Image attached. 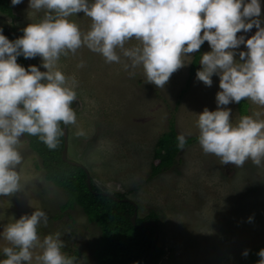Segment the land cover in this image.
Listing matches in <instances>:
<instances>
[{
    "label": "rangeland",
    "instance_id": "374dc122",
    "mask_svg": "<svg viewBox=\"0 0 264 264\" xmlns=\"http://www.w3.org/2000/svg\"><path fill=\"white\" fill-rule=\"evenodd\" d=\"M10 2L13 15L0 11V27L17 31L44 16L43 10L29 8V0L17 5ZM259 3L264 27V0ZM70 19L82 32L89 30L91 20L83 12ZM138 44L133 39L125 47ZM210 51L205 41L200 53ZM241 51H247L246 44L234 50L237 61ZM118 54L119 63H108L102 55L81 47L75 54L61 55L58 61V69L77 82L72 106L76 124L68 125V158L84 165L100 190L99 184L105 186L102 191L125 194L124 198L135 201L139 217L150 212L156 215L158 242L164 249L157 264H243L244 250L249 253L264 243V162L256 166L249 160L239 168L221 164L217 156L205 154L195 140L179 151L169 170L150 175L155 142L168 129L169 119H174L178 135L196 136L199 113L205 108L217 109L219 75L213 74L212 85H205L196 76L202 68L198 62V70L187 82L195 52L184 58L185 65L171 75L164 88H157L146 81L142 67H126L130 61L119 50ZM81 62L83 67H78ZM31 63L46 71L40 56L31 58ZM244 101L247 115L259 112V118L264 119V107ZM221 107L231 109V121L238 122L237 103ZM78 129L86 135L77 137ZM21 142L23 162L18 171L22 190L0 195V250L7 246L3 238L6 225L41 209L48 217L47 226L38 228L41 239L59 232L65 242L64 253H79L76 264H96L99 228L88 222L76 203L60 210L66 193L45 178L41 159L24 136ZM4 258L2 251L0 260Z\"/></svg>",
    "mask_w": 264,
    "mask_h": 264
},
{
    "label": "clouds",
    "instance_id": "9594fccd",
    "mask_svg": "<svg viewBox=\"0 0 264 264\" xmlns=\"http://www.w3.org/2000/svg\"><path fill=\"white\" fill-rule=\"evenodd\" d=\"M21 2L12 0L13 5ZM29 8L43 10L44 16L28 24L22 37L10 41L0 32V195L22 190L18 171L23 162L22 136H36L54 150L62 135L61 123L76 124L72 105L77 82L57 65L61 55L75 54L81 47L102 55L108 63L120 62L119 50L130 61L126 67H142L148 83L164 88L185 65L184 58L207 41L211 51L201 55L202 68L196 76L211 86V77L218 74L221 90L216 93L217 109L199 113L198 142L205 154L217 156L221 164L239 168L249 160L256 166L264 162L260 113L243 115L233 123L231 109L221 107L245 99L264 107V27L259 0H29ZM80 12L91 20L86 32L70 19ZM253 26L257 31L247 40L237 36ZM133 39L139 44L125 47ZM241 44H246L247 51H241L237 61L234 50ZM19 55L40 56L46 71L35 65L25 69L17 63ZM75 135L86 133L78 129ZM176 139L177 148L183 150L185 134ZM47 223L41 209L8 223L3 231L6 258L0 264H32L33 260L36 264H76L75 257L64 253L59 232L41 239L38 228ZM258 255L257 264H264V248Z\"/></svg>",
    "mask_w": 264,
    "mask_h": 264
},
{
    "label": "trees",
    "instance_id": "16d2710c",
    "mask_svg": "<svg viewBox=\"0 0 264 264\" xmlns=\"http://www.w3.org/2000/svg\"><path fill=\"white\" fill-rule=\"evenodd\" d=\"M0 11L10 16L13 15L10 0H0ZM26 26H22L18 34L4 32L3 30L6 29L4 27H0V32L10 41H15L23 36V29ZM200 57L199 50L191 61L187 82L198 70ZM25 60L23 55L17 56V63L28 69ZM237 105L239 117L247 115L245 101L242 100ZM62 125L61 123V129ZM177 136L174 119L171 118L168 129L160 134L155 142V151L150 163L152 177L169 170L177 161L181 150L177 148ZM24 137L29 147L41 159V169L44 170L45 178L55 186L62 188L67 195V200L60 204V210L70 208L76 203L81 206L88 222L96 224L99 228L100 235L94 247L96 264H149V258L153 264L158 263L164 254V249L158 242V236L155 235V227L150 224L138 226L142 222H157L154 213L150 212L145 217H137L133 224L131 216L134 206L122 200L126 197L125 194L114 193L113 196L118 198L114 199L109 194H103L94 183H91L89 187L85 170L62 159L63 135L59 137L58 147L54 150L48 149L36 136L25 134ZM186 139L185 146L198 140V135L188 136ZM155 239L156 242H154ZM152 247L153 250L150 253ZM262 248H264V243L251 249L248 255L243 257V264H252L260 259L258 252ZM65 254L76 259L79 256L76 250Z\"/></svg>",
    "mask_w": 264,
    "mask_h": 264
},
{
    "label": "water",
    "instance_id": "95a60500",
    "mask_svg": "<svg viewBox=\"0 0 264 264\" xmlns=\"http://www.w3.org/2000/svg\"><path fill=\"white\" fill-rule=\"evenodd\" d=\"M4 32L11 33V31H4ZM13 33L18 34L17 32H13ZM25 63H26L27 68H29V66L32 65V63H31V58H27V59L25 60ZM73 104H74V103H73ZM75 105H76V102H75ZM72 106H73V105H72ZM74 111H75V110H74ZM62 135H63V140H64V144H63V148H62V154H61L62 159L65 160V161H67V162H69L70 164H73V165H76V166H78V167L83 168V169L85 170V172H86V175H87V178H86L87 185L90 187V185H91V178H90V175H89V171H87V168H86L84 165H82L80 162H76V161L71 160V159L68 158V125H67V126L62 125ZM99 187H100L102 190H104V187H105V186L99 184ZM102 190H101V192H102L103 194H108L107 192L102 191ZM109 195H110L111 197H113L114 199H118V198H116L115 196H113V194H109ZM122 200H124V201H128V202H130L131 204H133V206H134V211H133V214H132V216H131V221H132L133 224H135V220H136V217H137V210H136V209H137V204H136V202L133 201V200H131V199H129V198H123ZM144 224H150V225H153V226L155 227V235L157 236V231H156V229H157V225H158L157 222H155V221L142 222V223H140L138 226L141 227V226H143ZM154 242H156V239H155ZM152 250H153V247H152L150 253L152 252ZM149 264H153L151 258H149Z\"/></svg>",
    "mask_w": 264,
    "mask_h": 264
},
{
    "label": "flooded vegetation",
    "instance_id": "af4514ba",
    "mask_svg": "<svg viewBox=\"0 0 264 264\" xmlns=\"http://www.w3.org/2000/svg\"><path fill=\"white\" fill-rule=\"evenodd\" d=\"M22 28V27H21ZM21 28H19L17 31H13V30H9V29H5V30H3V31H11V32H19V30L21 29ZM257 31V29H251L250 31H248V32H244L241 36H243L244 37V39H248V38H250L252 35H254L253 34V32H256ZM137 217H139L138 216V210H137ZM141 217H145V216H141Z\"/></svg>",
    "mask_w": 264,
    "mask_h": 264
}]
</instances>
